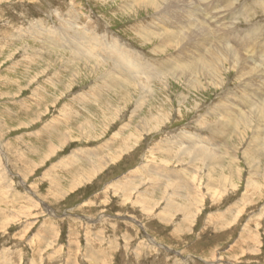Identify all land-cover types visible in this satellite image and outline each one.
<instances>
[{
	"label": "rangeland",
	"instance_id": "1",
	"mask_svg": "<svg viewBox=\"0 0 264 264\" xmlns=\"http://www.w3.org/2000/svg\"><path fill=\"white\" fill-rule=\"evenodd\" d=\"M148 1L0 0V264H264V0Z\"/></svg>",
	"mask_w": 264,
	"mask_h": 264
},
{
	"label": "bare ground",
	"instance_id": "2",
	"mask_svg": "<svg viewBox=\"0 0 264 264\" xmlns=\"http://www.w3.org/2000/svg\"><path fill=\"white\" fill-rule=\"evenodd\" d=\"M161 1H165L166 3H168L170 6H174L175 8H169L168 10H167V15L168 16H170V17H172L173 19H171L172 21H161V22H158L159 24H161L162 25V27L161 28H159L158 30H161L160 32L163 34V37L161 38V41L162 42H166V44H167V42L169 43H171V42H173L174 40L176 41L177 40V43L178 42H180L181 40H183V38H186V37H190L191 39H194V38H203V35H205V31H208V29H210L211 30V33L210 34H213L214 32L213 31H215L212 27H211V25L214 23V22H216L217 23V20L218 19H220L221 20V23H220V25L221 24H223V20L226 18L225 17V15H223V16H220L219 15V13L221 14V12H218L217 10L215 11L216 13H212L211 11L213 10H211V11H209L208 9H206L205 10V8L208 6H201L200 7V10H199V6H195V7H193V6H189V5H186L185 4V6L183 7H181V8H179V1L180 0H161ZM183 1V0H182ZM201 1H205V2H207V1H209V0H198L197 2L199 3V2H201ZM148 3L149 4H151V3H153V4H157L158 2L157 1H155V0H152V1H148ZM165 3V4H166ZM176 3H178L177 4V6H176ZM186 3V2H185ZM188 3L190 4V1L188 0ZM192 3V2H191ZM139 5V4H138ZM160 5V4H159ZM192 5V4H191ZM199 5V4H198ZM140 6V5H139ZM210 6H212V5H210ZM154 7V6H153ZM217 8V6L214 8V9H216ZM226 8V7H225ZM218 9V8H217ZM200 11V13H199V15L197 16V15H194V12H197V11ZM220 10V9H219ZM221 10H222V8H221ZM223 12V11H222ZM225 13V12H224ZM200 17V18H199ZM224 18V19H223ZM223 19V20H222ZM227 22V21H226ZM157 23V22H156ZM157 23V24H158ZM163 23H164V25H163ZM155 24V23H154ZM172 26L173 27H176V29H172ZM214 26V25H213ZM160 27V26H159ZM166 27H168L169 28V30L170 31H168V29L166 28ZM223 28H225V27H223ZM155 29V28H154ZM157 29V28H156ZM220 29V28H219ZM136 30H138V29H136ZM158 30H157V32H158ZM182 30H187V31H185L186 32V34L181 38V37H178L179 35H181V33H180V31H182ZM146 31V30H145ZM218 31V30H217ZM219 32V31H218ZM217 32V33H218ZM161 33H158L159 35L161 34ZM180 33V34H179ZM221 33V32H220ZM179 34V35H178ZM207 34H209V33H207ZM206 34V35H207ZM219 34V33H218ZM216 35V34H215ZM144 36V35H143ZM146 36H148V33L146 34ZM152 36V35H151ZM220 36V35H219ZM226 36H228V35H226ZM226 36H224V38L225 39H227V37ZM178 37V38H177ZM149 39H150V37H148ZM147 38V39H148ZM158 39V38H157ZM214 39V38H213ZM221 39V38H220ZM189 40V39H188ZM215 40H217V39H215ZM214 40V41H215ZM208 41V40H207ZM210 41H212V39L210 40ZM192 42V41H191ZM199 42V41H198ZM201 43L203 42V41H200ZM205 42V41H204ZM116 43V42H115ZM169 43V44H170ZM209 42H207L206 44H208ZM212 43V42H211ZM217 43V42H216ZM221 43V42H220ZM119 44V43H118ZM172 44V43H171ZM173 44H174V42H173ZM187 44V43H186ZM113 45V44H112ZM160 45V44H159ZM182 45V44H181ZM214 45V44H213ZM245 45V44H244ZM121 46V45H120ZM116 47V46H115ZM216 47V46H215ZM231 47V46H230ZM175 48V47H174ZM181 48H182V46H181ZM209 48V47H208ZM232 48V47H231ZM183 49H184V47H183ZM183 49H181V50H183ZM217 49V48H216ZM113 50V49H112ZM245 50V49H244ZM216 53L215 54H217V55H213L214 57H215V60H213L214 62H216V60H220V58H218V56H220V54L219 53H221L219 50H214ZM228 52V51H227ZM116 54V55H115ZM115 58H116V62L118 63V65L120 66V67H122V69L124 70V69H126L125 68V66L127 67V70L129 69V70H131V72L133 73V74H138V73H140V72H144V73H147V72H151L152 70H149V69H147V68H145V67H143L142 65H140V64H138L134 59L133 60H131L130 59V55H126V54H124L123 52H118V51H116L115 52ZM224 54V53H223ZM213 58V57H212ZM263 59V58H262ZM194 61V60H193ZM200 61V60H199ZM207 61V60H206ZM264 63V62H263ZM208 64H211V63H208ZM253 64V63H252ZM260 64V63H259ZM262 64V63H261ZM123 65H125V66H123ZM213 65V64H212ZM204 67V66H203ZM207 67V66H206ZM207 68H209V67H207ZM204 69V68H203ZM127 70H124V72L126 71L127 72ZM128 70V71H129ZM130 72V73H131ZM162 72V71H161ZM160 72V73H161ZM127 74V73H126ZM149 74V73H148ZM132 76H134V75H132ZM192 76V75H191Z\"/></svg>",
	"mask_w": 264,
	"mask_h": 264
}]
</instances>
